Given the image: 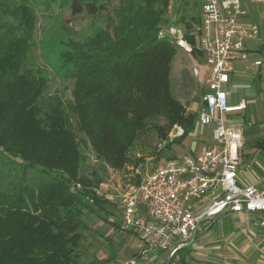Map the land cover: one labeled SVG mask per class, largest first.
<instances>
[{"label":"trees","instance_id":"16d2710c","mask_svg":"<svg viewBox=\"0 0 264 264\" xmlns=\"http://www.w3.org/2000/svg\"><path fill=\"white\" fill-rule=\"evenodd\" d=\"M58 1L72 16L103 14L107 21L106 29L70 42L61 55L63 75L72 81L67 107L57 96L42 101L47 79L27 68L34 9L28 0H0L6 18L0 22V264H77L82 212L108 204L92 192L103 174L81 170L80 143L99 165L119 171L148 130L161 139L173 125L183 137L196 128V115L185 114L172 95L175 47L157 35L173 0ZM180 21L191 30L193 20ZM184 38L195 46L191 34ZM192 54L200 55L195 47ZM180 73L188 77L186 69ZM254 147L263 149L264 139Z\"/></svg>","mask_w":264,"mask_h":264},{"label":"built area","instance_id":"2783aa9c","mask_svg":"<svg viewBox=\"0 0 264 264\" xmlns=\"http://www.w3.org/2000/svg\"><path fill=\"white\" fill-rule=\"evenodd\" d=\"M200 25L196 50L200 65L190 74L200 79L204 88L202 105L197 112L200 127L211 128V139L195 154H182L165 161L146 173L138 188L119 196L121 215L119 229L134 234L139 243L137 258L114 264H142L152 252L164 251L169 258L195 242L200 223L224 214H260L259 225L264 231V181L244 187L236 183L240 151L244 145L243 127L226 124L231 114L245 110V100L234 103L231 74L237 64L250 59L247 43L258 38L259 29L242 18L246 4L260 6L264 0H200ZM158 38L167 39L185 53L193 47L176 28L161 31ZM252 61V66H261ZM251 126V124H248ZM168 141L180 136L183 129L175 126ZM166 143V141H165ZM161 148L162 144H158ZM107 182L92 190L96 197H105ZM92 202L90 197H86Z\"/></svg>","mask_w":264,"mask_h":264},{"label":"rangeland","instance_id":"374dc122","mask_svg":"<svg viewBox=\"0 0 264 264\" xmlns=\"http://www.w3.org/2000/svg\"><path fill=\"white\" fill-rule=\"evenodd\" d=\"M28 3L34 9L36 26L27 68L40 72L47 79V89L42 101L48 102L49 98L57 96L67 107L72 100V81L63 75L61 55L66 51L70 42L83 43L94 37L98 31L106 29V17L103 14L89 16L86 13L72 16L69 8L63 6L58 0H28ZM200 6V0H173L158 25V34L174 27L185 36L191 34L194 45H196L200 25ZM250 6L256 9L254 16L261 24L264 20V10L260 6ZM116 7L117 2L114 1L109 9L112 12V9ZM5 19L0 15V22ZM180 20L185 22L193 20L191 30L186 31L184 23ZM261 31L257 44L261 46L262 51L258 55L254 53V59L264 58V27ZM175 50L176 54L170 71L172 95L183 105L185 114L196 115V128L186 137H183L182 133L180 136L174 137L172 141H168V134L174 135L173 128L175 126L181 128V126L173 125L165 138L161 139L156 132L148 130L130 148L128 157L131 163L119 171L99 165L91 149L80 143L82 156L85 157L81 166L82 172L89 174V169L97 168L99 173L103 174L102 182L108 184L103 195L113 198V200L109 201V199L98 197L108 204L104 205L102 209L94 208L93 213L82 212L81 219L86 225V230L82 232V239L77 251V264H114L131 258L139 260L138 240L132 234L120 230L118 226L121 215L118 208L119 196L138 188L143 176L161 166L165 161L182 154H195L210 142L211 128L209 126L200 127L197 123V112L202 105L204 93V88L200 84L203 77L193 78L190 68L200 65L198 58H195L192 53H185L180 48L175 47ZM183 69H186L188 76L185 80L182 79L180 73ZM244 79L243 84L252 90L254 96L247 100L248 104L246 102L247 111L229 115L226 118V124L243 127L246 130L243 139L247 140L246 146L249 147V142H254V138L258 140L264 137V69L248 70L244 73ZM234 94L245 99L241 90H236ZM160 122L162 125L163 122ZM249 123L251 126L248 125ZM77 136L79 141L83 140L82 135L77 134ZM160 143L162 144L161 148L158 147ZM169 145L170 147H168ZM260 158L264 160V153ZM181 252L183 250L177 252L171 264H177L182 257ZM158 253L162 256V263L170 259L166 252L159 251ZM142 264H149V258L145 262L142 261Z\"/></svg>","mask_w":264,"mask_h":264},{"label":"crops","instance_id":"0c3cea01","mask_svg":"<svg viewBox=\"0 0 264 264\" xmlns=\"http://www.w3.org/2000/svg\"><path fill=\"white\" fill-rule=\"evenodd\" d=\"M249 5L254 4L245 5L247 14L242 20L249 21L248 24L256 26L259 29V35L257 39L247 43L250 59L246 64L236 65L229 84L234 92L236 90L243 92L245 99L234 94L232 102L236 103L244 99L245 111H247V100L254 96V93L243 84L244 73L248 70L264 69V58H253L254 53L258 55L262 51L261 46L257 43L260 40L261 29L264 27V20L261 24L258 23L254 16L256 9H253L252 6L249 7ZM255 60L261 61V66H252V61ZM262 139L264 137L258 140L254 138V142ZM254 142H249L248 147L246 146L247 140H244L245 144L240 151V163L236 179V183L240 187L264 181V160L260 158L261 154L264 153V148L254 147ZM259 218V213L242 212L203 220L196 232L195 242L181 252L185 264H264V231L259 225ZM148 258L149 264L162 263V256L158 252L150 253Z\"/></svg>","mask_w":264,"mask_h":264}]
</instances>
